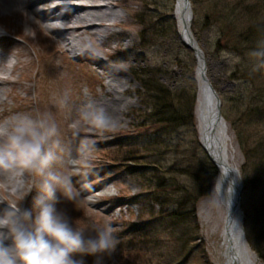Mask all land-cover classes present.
Returning a JSON list of instances; mask_svg holds the SVG:
<instances>
[{"label":"rangeland","instance_id":"1","mask_svg":"<svg viewBox=\"0 0 264 264\" xmlns=\"http://www.w3.org/2000/svg\"><path fill=\"white\" fill-rule=\"evenodd\" d=\"M147 2H156L155 7L171 32L159 44L142 47L135 14ZM191 4V30L204 52L207 76L221 98L222 112L233 136L244 186L242 209L246 237L257 264H264L251 243L257 236L258 208L264 196V117L259 120L251 116L257 100L254 83L246 74L251 70V63L247 53L221 49L218 45L221 31L217 13L223 0H191ZM115 10L119 17L111 22L106 34L93 35L97 29L75 32V36L92 44L94 52L88 53V57H74L64 48L57 33L49 28L53 27L50 19L30 14L27 22L0 7V44L5 50L6 46L12 50L3 53L12 58L13 53L22 52L21 63L13 76L19 83L6 87L2 96L5 101L0 102V118L16 113L34 115L39 109L55 119L63 159L54 167L70 177V196L74 197L62 199L57 207L82 227L87 228L95 222L112 228L118 243L110 255L104 256L103 264H145L149 258L156 264H215L212 245L215 237L212 238L210 225L199 215V204L206 195L197 203L199 229L189 244L192 248L182 247L180 252L179 243L162 232L159 221H142L144 210L134 198L140 189L139 177L117 163L121 151L116 142L137 132L134 113L143 108L138 94L141 86L132 67L159 69L162 81L172 88L189 84L190 80L198 87L196 56L180 38L174 17L175 0H118ZM57 26L66 27L63 23ZM97 56L103 58L108 68L123 72L125 77L118 82H127L125 88L128 89H120L119 94H107L109 74L92 61ZM96 107L104 109L114 122L113 127L101 130L83 121V113ZM174 138L192 145L193 149L188 148L185 155L196 154L205 164L209 179H212L208 187L210 192L217 171L199 140L197 118L192 126L182 127ZM73 158L78 161L76 166L67 163ZM21 179L24 182L22 193L15 197L5 196L2 201L13 205L23 196V206L31 208L36 195L33 182L39 178L26 174ZM150 230H153V244H148L150 238L142 236ZM93 259L84 257L85 264H93Z\"/></svg>","mask_w":264,"mask_h":264},{"label":"trees","instance_id":"2","mask_svg":"<svg viewBox=\"0 0 264 264\" xmlns=\"http://www.w3.org/2000/svg\"><path fill=\"white\" fill-rule=\"evenodd\" d=\"M155 3H143L142 10L135 14L142 47L159 44L171 32ZM217 14L221 49L231 48L244 54L264 41V0H223ZM131 70L141 86L138 94L143 100V108L134 113L138 121L137 132L116 142L122 152L119 151L117 163L139 177L140 189L134 198L144 210L142 221H159L162 232L179 243L180 252L182 247L190 250L189 244L199 229L197 203L208 194L212 179L196 154L185 155L188 148L193 149L192 145L183 144L182 140L177 142L174 137L182 127H190L195 122L198 87L190 80L189 84L172 88L162 81L157 68L132 67ZM246 74L254 83L257 99L251 116L261 120L264 117V71L249 70ZM258 210V232L251 243L264 260V196ZM142 236L150 238L148 244L155 243L153 230ZM145 264L156 263L149 258Z\"/></svg>","mask_w":264,"mask_h":264},{"label":"clouds","instance_id":"3","mask_svg":"<svg viewBox=\"0 0 264 264\" xmlns=\"http://www.w3.org/2000/svg\"><path fill=\"white\" fill-rule=\"evenodd\" d=\"M246 55L253 72L264 71V41ZM82 119L101 130L114 126L99 107L85 111ZM62 152L59 127L51 114L37 109L34 115L0 118V174L11 181V191L20 189L25 174L39 178L33 182L31 208L23 206V196L0 208V264H85L84 257L103 264L104 256L114 251L118 242L110 226L92 222L85 228L58 209L62 199H74L70 177L54 167L62 161ZM67 163L76 166L78 161Z\"/></svg>","mask_w":264,"mask_h":264},{"label":"bare ground","instance_id":"4","mask_svg":"<svg viewBox=\"0 0 264 264\" xmlns=\"http://www.w3.org/2000/svg\"><path fill=\"white\" fill-rule=\"evenodd\" d=\"M117 1L0 0V7L8 14L14 13L27 22H29L30 14L50 19L53 27L51 25L49 28L57 33L64 48L74 57H88V53L94 52L92 44L82 37L75 36V32L97 29L94 30L93 35L106 34L111 22L119 17V13L115 10ZM174 17L180 38L184 42L192 40L193 15L192 6L188 4V0H175ZM58 23H63L66 27L60 28L57 26ZM0 47L2 48L0 49V102L3 103L5 98L2 96L6 87L19 83L13 76L21 63L22 52H15L13 57L9 58L3 51L10 52L11 48L6 46L8 49L5 50L2 44ZM10 60L14 61L11 65H9ZM92 61L109 74L107 94H119L120 89L124 88L123 91L128 89V87L125 88L127 82L124 81L123 84L118 82L119 78L125 77L122 71L113 67L108 68L100 56L93 57ZM195 72L199 87L196 108L199 140L217 171L210 192L199 204V215L203 222L210 225L209 233L212 238L215 237L212 242L215 264H257V258L242 228V212L235 209L236 192L243 186V181L237 164L233 136L224 116H219L218 97L205 79L204 61L201 55L198 57ZM25 90L28 88L25 87ZM10 183L11 181L5 175L0 174V208L6 205L11 206L2 201L5 196L15 197L23 191V185L17 192L7 190L10 188Z\"/></svg>","mask_w":264,"mask_h":264},{"label":"water","instance_id":"5","mask_svg":"<svg viewBox=\"0 0 264 264\" xmlns=\"http://www.w3.org/2000/svg\"><path fill=\"white\" fill-rule=\"evenodd\" d=\"M188 4L190 6H192L191 4V0H188ZM192 15H193V12H192ZM191 38L192 40H189V41H185L184 43L194 52L195 56H196V60L198 62V57L201 55V57L203 58V61H204V76H205V79L209 82L210 84V87L212 88V90L214 91V93L217 95L218 97V105H219V116L220 117H223V113H222V101H221V98L218 94V92L216 91V89L214 88L213 84L211 83L210 79L208 78V76L206 75V71H207V64H206V59H205V55H204V52L202 50V48L199 46L198 44V41L197 39L195 38L194 34L192 33V30H191ZM243 187L242 186L241 188H239L236 192V200H235V209L236 210H240L242 212V215H243V221H242V228L245 232V228H244V219H245V216H244V211L242 209V191H243ZM246 235V233H245Z\"/></svg>","mask_w":264,"mask_h":264}]
</instances>
